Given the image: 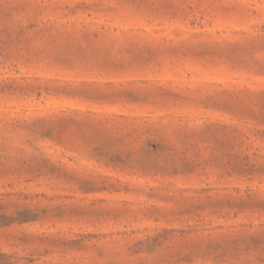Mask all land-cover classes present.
<instances>
[{
	"label": "rangeland",
	"instance_id": "obj_1",
	"mask_svg": "<svg viewBox=\"0 0 264 264\" xmlns=\"http://www.w3.org/2000/svg\"><path fill=\"white\" fill-rule=\"evenodd\" d=\"M0 264H264V0H0Z\"/></svg>",
	"mask_w": 264,
	"mask_h": 264
}]
</instances>
